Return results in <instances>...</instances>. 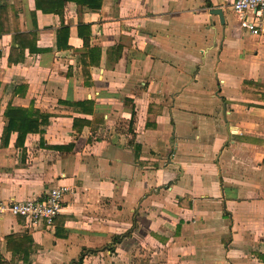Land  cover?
<instances>
[{
    "label": "crops",
    "instance_id": "1",
    "mask_svg": "<svg viewBox=\"0 0 264 264\" xmlns=\"http://www.w3.org/2000/svg\"><path fill=\"white\" fill-rule=\"evenodd\" d=\"M63 1L0 0V201L68 187L0 264H264V37L233 0Z\"/></svg>",
    "mask_w": 264,
    "mask_h": 264
},
{
    "label": "built area",
    "instance_id": "2",
    "mask_svg": "<svg viewBox=\"0 0 264 264\" xmlns=\"http://www.w3.org/2000/svg\"><path fill=\"white\" fill-rule=\"evenodd\" d=\"M231 6L241 29L250 35L264 37V0H233ZM67 192L68 187L60 185L51 188L40 199L0 201V219L10 213L24 217L29 226L44 222L51 225L63 209Z\"/></svg>",
    "mask_w": 264,
    "mask_h": 264
},
{
    "label": "trees",
    "instance_id": "3",
    "mask_svg": "<svg viewBox=\"0 0 264 264\" xmlns=\"http://www.w3.org/2000/svg\"><path fill=\"white\" fill-rule=\"evenodd\" d=\"M94 0H86L87 3L92 2ZM64 4L65 2L63 0H36V8L38 10H42L43 12H57L58 14L63 15V11H64ZM3 10V9H2ZM1 11V8H0ZM68 27L63 26L60 31H59V38L60 40L62 39L63 35L67 34L68 32ZM22 38H29L31 37L33 34L31 33H21L19 34ZM95 54V52H91L90 54H84L83 55V72L85 75V78L88 79L90 74H89V65L91 63H96V62H92L91 60H93V55ZM23 124L24 125H28V119L23 120ZM10 130L8 129V132ZM27 132H24L21 135V139H25Z\"/></svg>",
    "mask_w": 264,
    "mask_h": 264
},
{
    "label": "water",
    "instance_id": "4",
    "mask_svg": "<svg viewBox=\"0 0 264 264\" xmlns=\"http://www.w3.org/2000/svg\"><path fill=\"white\" fill-rule=\"evenodd\" d=\"M213 13H214V14H217V15H219V16H220V19H221V21H222V22H224L223 13H222V11H221L220 9H218V8H216V9H213Z\"/></svg>",
    "mask_w": 264,
    "mask_h": 264
}]
</instances>
